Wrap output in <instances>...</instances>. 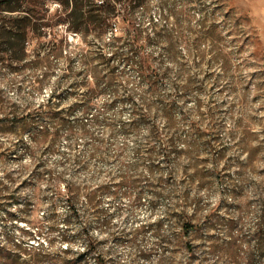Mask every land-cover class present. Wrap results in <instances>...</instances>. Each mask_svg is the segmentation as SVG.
<instances>
[{"label":"rangeland","instance_id":"obj_1","mask_svg":"<svg viewBox=\"0 0 264 264\" xmlns=\"http://www.w3.org/2000/svg\"><path fill=\"white\" fill-rule=\"evenodd\" d=\"M134 17L161 31L155 94L111 27L81 44L60 25V52L0 80V245L33 264H264V0H147ZM100 52L119 85L88 103Z\"/></svg>","mask_w":264,"mask_h":264},{"label":"trees","instance_id":"obj_2","mask_svg":"<svg viewBox=\"0 0 264 264\" xmlns=\"http://www.w3.org/2000/svg\"><path fill=\"white\" fill-rule=\"evenodd\" d=\"M52 2L60 6L58 10H61V13L56 17L51 14ZM146 2L147 0H0V80L11 71L16 74L37 71L48 61V49L60 52L63 47L62 41L57 37L60 25L65 24L69 31L77 32L81 44L87 42L90 36H102L111 27V41L118 48L119 44H126L128 48L127 54L117 49L112 55L122 58L138 71L139 77L147 83L149 93H157L160 72L151 57L145 54V48L152 38L161 36V31L156 29L153 35L147 34L144 26L134 17V11L143 7ZM117 18L120 20L119 29L115 24ZM98 57L99 61L108 67V72L102 74L97 66H87L89 73L86 74L82 85L85 86V98L88 103L94 96L103 92L105 85L111 88L119 85V76L112 65L111 55L100 52ZM23 84L22 82L18 86L21 88ZM30 84L41 88L44 85V74L36 76ZM129 97L134 99L132 94H129ZM86 107L90 106L86 104ZM170 109V105L164 106L167 116H170ZM145 115L140 116V119ZM132 124L134 128L138 127L137 122ZM14 125L17 128H28L31 121L21 120L14 122ZM191 130H196V127L191 125ZM150 135L151 140L157 144L163 142L162 132L156 125L152 126ZM127 183L129 186L137 184L136 180L130 179ZM100 190L110 191L111 186L105 185L97 189ZM91 194L87 198L88 203L93 202ZM198 224L193 218L186 220L183 225L185 233L189 234L190 229ZM24 253L31 254L30 251ZM23 257L22 252L0 245V264H33L25 259L21 262Z\"/></svg>","mask_w":264,"mask_h":264}]
</instances>
